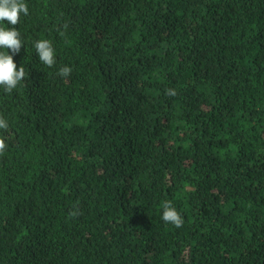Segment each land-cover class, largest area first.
<instances>
[{
  "label": "trees",
  "instance_id": "16d2710c",
  "mask_svg": "<svg viewBox=\"0 0 264 264\" xmlns=\"http://www.w3.org/2000/svg\"><path fill=\"white\" fill-rule=\"evenodd\" d=\"M25 3L0 264H264V0Z\"/></svg>",
  "mask_w": 264,
  "mask_h": 264
},
{
  "label": "clouds",
  "instance_id": "9594fccd",
  "mask_svg": "<svg viewBox=\"0 0 264 264\" xmlns=\"http://www.w3.org/2000/svg\"><path fill=\"white\" fill-rule=\"evenodd\" d=\"M21 14L24 16L29 14L25 0H0V22H7V24L13 26L11 28L0 27V49L11 50L12 53L10 55L8 51H0V87L6 93H11L28 75L23 66L17 70V65L13 60V56L19 54L23 47L20 32L15 28L19 23ZM33 47L43 65L49 68L55 65V50L49 40H37L34 42ZM71 71L70 67L63 66L58 70L57 75L62 78H68ZM166 94L175 95V91L169 89L166 91ZM8 127V122L0 116V130L7 131ZM5 149V141L0 138V153H3ZM162 207V220L165 223L174 225L176 228H180L183 225V219L180 213L172 206L171 202L165 201ZM79 214V210L74 209L70 213V216L75 217Z\"/></svg>",
  "mask_w": 264,
  "mask_h": 264
}]
</instances>
